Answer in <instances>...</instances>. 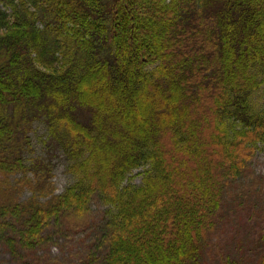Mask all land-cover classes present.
I'll list each match as a JSON object with an SVG mask.
<instances>
[{
  "label": "trees",
  "instance_id": "1",
  "mask_svg": "<svg viewBox=\"0 0 264 264\" xmlns=\"http://www.w3.org/2000/svg\"><path fill=\"white\" fill-rule=\"evenodd\" d=\"M256 7V0H0V235L13 237V248H34L41 234L62 236L61 218L86 216L102 195L117 214L94 233L95 250H107L110 264H204L212 224L203 221L221 216L223 226L241 204L249 208L246 238L264 239V190L254 194L264 177L249 172L251 154L238 164L246 142H264V107L254 108L264 48L257 55L248 46L260 43ZM91 82L109 88V102L89 92ZM121 99L125 106L113 109ZM132 107L146 110L147 122L120 132L136 116ZM37 124L47 126L48 145L29 156ZM61 152L80 178L59 196L50 178ZM142 165L153 166L145 188H122L124 174Z\"/></svg>",
  "mask_w": 264,
  "mask_h": 264
},
{
  "label": "rangeland",
  "instance_id": "2",
  "mask_svg": "<svg viewBox=\"0 0 264 264\" xmlns=\"http://www.w3.org/2000/svg\"><path fill=\"white\" fill-rule=\"evenodd\" d=\"M200 1V0H195ZM179 4V3H178ZM201 5V2H199ZM256 13H257V21L258 25L257 30L254 31V39L260 43L258 44H248L249 47L252 46L253 49L257 48V55H259V48L262 50L264 48V0H256ZM177 5V4H176ZM162 6H160L161 8ZM217 16V14H216ZM218 18V16H217ZM37 25L42 28L44 26L43 21H38ZM263 27V28H262ZM263 31L262 34L257 31ZM160 32V31H159ZM130 33V32H128ZM134 34V33H133ZM135 35V34H134ZM165 46L164 43H162ZM256 46V47H255ZM254 55V50L251 52ZM148 63V62H146ZM154 65L153 62H150ZM150 67H153L152 65ZM161 79V78H160ZM257 79V78H256ZM157 80V79H154ZM258 80V79H257ZM259 83L262 84V88L257 90V95L255 97L254 108L257 111H261V107H264V79L258 80ZM89 88V92L95 95L97 98L105 101L106 103L110 101L111 94L108 92L109 88H106L104 85L100 83H89L87 85ZM145 103L149 104L148 95L144 93L143 95ZM129 98V97H128ZM128 100V99H127ZM126 99H121L118 101H113L110 105L113 109L119 108L120 104L122 107L125 106ZM132 109H134L132 107ZM154 108L148 109L149 114L152 112ZM102 111H108V109H102ZM134 114L136 116L133 118L132 123L127 122V126H120L119 131L124 130L125 133H128V124L132 126V128L138 130L141 124L146 123L147 111L144 109L137 108L134 109ZM101 114L99 115L97 121L100 119ZM187 116H182V121ZM105 119V116L103 115ZM100 122L103 124V120ZM120 122H124L121 114L119 115ZM138 119V120H137ZM181 121V122H182ZM180 122V123H181ZM36 131L40 132V137L33 138V151L29 154V156H35L40 153L46 145L47 138V126L37 124ZM96 136V133H92ZM176 135V132L175 134ZM184 137V134H182ZM125 137V141H126ZM128 140V139H127ZM124 141V142H125ZM253 151L247 149L248 145L255 144ZM130 148H131V143ZM182 144L186 145L185 153L189 150L190 145L187 142L183 141ZM61 156L60 163L58 167L55 169V173L51 175L50 180L52 181L53 187L57 195H61L64 191L73 183L76 184L79 175L72 174L68 168L69 164L65 162L62 158L64 156L63 152L60 153ZM246 154L250 155L249 165L251 169L249 172L253 175H258L264 177V142L260 138H254L248 142H246L245 147L242 149L241 156L239 157V167L244 165V156ZM90 164H93L90 162ZM153 166L150 165H142L140 168L135 169L131 172L127 179L121 182V187L125 189L132 190L139 188H145L147 184L146 174L147 170H151ZM249 175V174H248ZM0 180H3L0 177ZM252 176L248 178L247 181H251ZM253 181V180H252ZM241 182H239L240 184ZM261 190H264V182L258 187L254 188V194L256 197H259L261 194ZM237 189L232 185L231 193L228 195L230 197L235 196L234 193ZM217 191H214L213 185L207 195V201L209 200L210 204L207 203L210 209L213 206L214 198H217ZM26 193V192H25ZM113 195V194H111ZM131 195L138 196L134 192H131ZM31 196V193L25 195V198L22 197V201H26L27 198ZM254 196L255 200H258ZM227 197V195L223 194V199ZM112 198V197H109ZM41 202H45V200H40ZM95 203H92L91 211L85 216V213L81 215H65L61 218L59 223V228L62 231V236H43L41 234L42 243L34 248H24L21 246H16L13 248L12 240L10 235L4 236L0 235V264H110V259H108L109 255L106 252H99L95 250L97 246L95 241L98 240L94 233H99L103 228H106L110 223L108 221L112 220L110 218L111 215H116V208L113 207L112 202H106L103 200V196L99 195L94 200ZM223 203V202H222ZM260 203L263 204L264 207V198L260 200ZM235 204V203H234ZM115 206V205H114ZM234 206V205H233ZM232 206V207H233ZM261 206V205H260ZM116 207V206H115ZM231 207V208H232ZM225 209V207H224ZM231 211V215L225 217L226 223L221 226L224 221L221 216L219 220L216 222L213 219H208L203 221L205 224H212L211 232L209 233L208 247L204 249V262L206 264H227L229 261H237L241 264H261L264 261V239L258 237H253L252 239L246 238V231L250 228L247 226L245 221H248L245 217L248 207L244 204H241V207L236 206ZM264 211V210H263ZM262 211V212H263ZM219 210L217 211V213ZM257 213L258 210H256ZM261 212V213H262ZM253 214V212H252ZM250 217H252L250 215ZM258 218V217H257ZM262 218V217H261ZM8 223L12 225L15 222H12L10 218H7ZM12 222V223H11ZM239 223V225H238ZM1 228L4 229L6 225L0 224ZM247 226V227H246ZM245 227L242 230L241 228ZM16 232L14 235L15 238L18 236ZM4 233L13 235L10 231L6 230ZM250 239V240H249ZM18 241V239H16ZM23 261H21V258ZM239 264V263H238Z\"/></svg>",
  "mask_w": 264,
  "mask_h": 264
},
{
  "label": "bare ground",
  "instance_id": "3",
  "mask_svg": "<svg viewBox=\"0 0 264 264\" xmlns=\"http://www.w3.org/2000/svg\"><path fill=\"white\" fill-rule=\"evenodd\" d=\"M134 170H135V169L133 168V169L127 171V173L124 174V179H123V180L127 179L128 176H129V174H130L131 172H133ZM215 215H216V212L214 211V208H212V209H211V212H210V214H209V216H210V217H214Z\"/></svg>",
  "mask_w": 264,
  "mask_h": 264
}]
</instances>
